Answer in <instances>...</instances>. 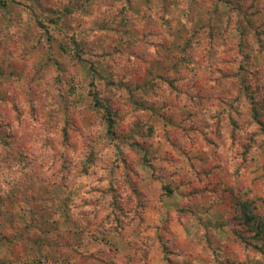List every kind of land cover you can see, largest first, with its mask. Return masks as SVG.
Listing matches in <instances>:
<instances>
[{
  "label": "rangeland",
  "instance_id": "obj_1",
  "mask_svg": "<svg viewBox=\"0 0 264 264\" xmlns=\"http://www.w3.org/2000/svg\"><path fill=\"white\" fill-rule=\"evenodd\" d=\"M242 203L264 0H0V264H264Z\"/></svg>",
  "mask_w": 264,
  "mask_h": 264
},
{
  "label": "trees",
  "instance_id": "obj_2",
  "mask_svg": "<svg viewBox=\"0 0 264 264\" xmlns=\"http://www.w3.org/2000/svg\"><path fill=\"white\" fill-rule=\"evenodd\" d=\"M114 117L110 116L108 119H107V122L108 124H112L113 121H114ZM110 128H112L110 126ZM242 217L244 218V222L247 224V225H250L253 230L255 231V235L257 236V238L263 242V245H264V220L263 218L262 219H259L257 220L255 215L251 212L250 208L248 207L247 203H242ZM261 251L264 255V246L263 248H261Z\"/></svg>",
  "mask_w": 264,
  "mask_h": 264
}]
</instances>
